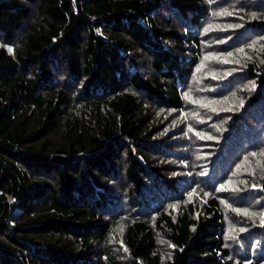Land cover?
<instances>
[{
    "label": "trees",
    "instance_id": "16d2710c",
    "mask_svg": "<svg viewBox=\"0 0 264 264\" xmlns=\"http://www.w3.org/2000/svg\"><path fill=\"white\" fill-rule=\"evenodd\" d=\"M262 218L264 0H0V264H264Z\"/></svg>",
    "mask_w": 264,
    "mask_h": 264
},
{
    "label": "rangeland",
    "instance_id": "374dc122",
    "mask_svg": "<svg viewBox=\"0 0 264 264\" xmlns=\"http://www.w3.org/2000/svg\"><path fill=\"white\" fill-rule=\"evenodd\" d=\"M207 22L209 24L210 23V20H208ZM230 102H232V100ZM229 106H231V105H229ZM225 226H226V236L228 237V239H230L232 241L231 242L232 243V246L236 245V242L232 238L234 236L233 223H232V221L230 220L229 217L226 218Z\"/></svg>",
    "mask_w": 264,
    "mask_h": 264
},
{
    "label": "water",
    "instance_id": "95a60500",
    "mask_svg": "<svg viewBox=\"0 0 264 264\" xmlns=\"http://www.w3.org/2000/svg\"><path fill=\"white\" fill-rule=\"evenodd\" d=\"M52 161H53V163H61L62 164V163L67 162V159L62 157V156L55 155V156H53Z\"/></svg>",
    "mask_w": 264,
    "mask_h": 264
},
{
    "label": "snow or ice",
    "instance_id": "6c2138e0",
    "mask_svg": "<svg viewBox=\"0 0 264 264\" xmlns=\"http://www.w3.org/2000/svg\"><path fill=\"white\" fill-rule=\"evenodd\" d=\"M9 51H11V49H9ZM255 155V154H254ZM262 219H264V218H262Z\"/></svg>",
    "mask_w": 264,
    "mask_h": 264
}]
</instances>
